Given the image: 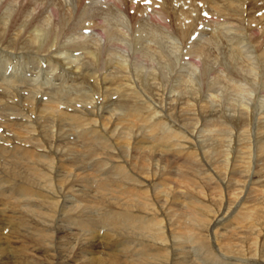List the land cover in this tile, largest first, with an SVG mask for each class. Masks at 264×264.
<instances>
[{"label":"bare ground","instance_id":"bare-ground-1","mask_svg":"<svg viewBox=\"0 0 264 264\" xmlns=\"http://www.w3.org/2000/svg\"><path fill=\"white\" fill-rule=\"evenodd\" d=\"M202 20L212 22L203 25ZM14 59L25 65L22 74L43 66L48 71L51 65L59 72L43 88L29 86L11 71L0 78V230L22 225L45 243V221L30 227L28 219L44 217L53 226L54 211L76 213L80 208L76 218L64 220L70 225L58 227L56 251L64 255V264H98L100 252L116 258L121 254L127 264H149L159 250L147 256L148 249L155 246L163 247V264H185L204 241L201 232L213 243V252L234 259L215 256L213 262H249L241 259L247 255L242 250L227 249L264 241V208L260 213L250 201L256 196L264 207V157L251 163L253 144L244 140L260 135L263 121L264 0H0V61ZM58 103L62 105L56 108ZM128 105L129 112L118 109ZM133 108L140 113L133 115L139 123L152 120L146 127L158 135L157 143L154 136L146 143L134 128L135 119L123 117ZM118 110L124 113L115 114ZM124 120L129 123L117 127ZM199 121L215 126L208 134L213 139L227 141L215 150L225 156L216 172L207 167L206 157H198L203 143L191 133L201 129L191 127ZM237 132L245 134L235 138ZM239 142L247 144L229 159L228 148ZM79 169L88 170L83 178ZM248 181L255 192L250 187L242 195L240 185ZM159 185L167 193L160 195ZM224 187L228 192L221 193ZM216 191L223 197L219 203ZM226 194L229 204L223 200ZM116 195L123 201L111 199ZM95 206L100 213L93 217L87 209ZM203 210L209 214L189 225L199 229L196 234L174 242L163 236L169 223ZM227 219L229 225L254 227L237 237L215 228ZM80 230L89 231L90 243L72 250ZM217 233H228L230 243L218 240ZM7 249L0 242V264H20L17 252L11 255ZM31 250L35 257L25 264H42L43 248Z\"/></svg>","mask_w":264,"mask_h":264},{"label":"rangeland","instance_id":"rangeland-1","mask_svg":"<svg viewBox=\"0 0 264 264\" xmlns=\"http://www.w3.org/2000/svg\"><path fill=\"white\" fill-rule=\"evenodd\" d=\"M131 13H132V11H134V8L133 9H130L129 10ZM194 21H196V20H194ZM204 21V22H203ZM207 21V22H206ZM173 22H174V20H173ZM212 22V20H202V23H203V25H206V23L208 24V23H211ZM175 23V22H174ZM214 23V22H213ZM212 23V24H213ZM211 24V25H212ZM211 25L209 26L210 27V29L212 28L211 27ZM176 26H178V24L176 25ZM213 26V25H212ZM177 32L179 33V27H177ZM256 34H258V33H256ZM257 36V35H256ZM255 35H254V37H256ZM230 49V48H229ZM62 57H63V55H61ZM5 56H3V58H4ZM184 57V56H183ZM67 60V59H66ZM64 61L63 63H65V65H64V67L66 66V68L67 69H70V67H71V65L70 64H67V61ZM21 61H23V60H21ZM24 62V61H23ZM0 63H1V65H0V78H2V77H6V76H9L8 74H11V73H9L10 71L11 72H13V74H15L16 76H18V77H20V80L21 81H27L28 82V84H29V86L31 85V87H33V86H42V88L46 85L47 87H50V82L52 83V80L54 79L53 78V73L54 72H59L58 70H57V68H56V66H52L51 65V69L50 70H48V71H46V69H49L48 67H46L45 68V66H43L44 67V70H42V69H39V70H33V72H26L27 73V75H26V73H24V74H22L23 72V70L25 71V69H26V67H25V65L23 64V63H20L19 61H17V60H12V61H10V62H8V63H5V62H2V61H0ZM54 64V63H53ZM23 65V66H22ZM55 68V69H54ZM19 70H21V71H19ZM17 71H19V72H17ZM39 71V72H38ZM44 71V72H43ZM20 72H22V73H20ZM46 72H48V74L46 73ZM56 73V74H57ZM21 75V76H20ZM25 75V76H24ZM40 75V76H39ZM50 75V76H49ZM38 77L41 79H39L38 80V83H36V82H34L36 79H38ZM51 77V78H50ZM11 78V77H10ZM25 78V79H24ZM28 79V80H27ZM30 79H32V81H29ZM48 79V80H47ZM55 80V79H54ZM91 81H93L94 80V78L92 77V79H90ZM56 81V80H55ZM34 82V83H33ZM23 84V83H22ZM48 84H49V86H48ZM82 84V83H81ZM80 84V85H81ZM114 85H112V87H113ZM41 87L39 88V89H42ZM36 91V90H35ZM35 91H32V92H35ZM54 92H56V90H52V92L51 93H54ZM40 93V92H39ZM119 94H121V92H116V93H113V95H119ZM28 95H29V97H30V95H33L32 93H28ZM37 95H38V92H37ZM52 94H50L49 96L52 98L53 97V95L51 96ZM54 97H55V94H54ZM53 97V98H54ZM120 98H122V96L120 95L119 96ZM60 100V102L62 103H64V101H65V99L63 98L62 100H61V98L59 99ZM62 103V104H63ZM62 104H57L56 105V108H57V106L59 105V107H60V105H62ZM124 109V108H126V111H128L127 110V108H130V106L128 105V106H120L118 109ZM129 112V111H128ZM240 112V111H239ZM238 112V113H239ZM117 113H124L123 111H120V110H118V111H116L115 112V114H117ZM140 113H139V111L138 110H136L135 108H133L131 111H130V113H126L123 117H125L126 118V116L127 115H131L132 117H133V119H135V126H134V128H136V127H138L139 129H140V131H141V134L142 135H144L146 138L144 139V141L146 142V143H149V142H147V140L150 138V136H154V142H156L155 141V136H158V135H155V134H153V133H151L150 132V130H149V128H147L146 126L147 125H149L151 122H152V120H148L147 121V123H146V125H144V124H142V123H139L138 121H136V118L133 116V115H139ZM101 117H103V116H101ZM144 119H146L145 117H144ZM260 119L261 120H263V121H259L260 123V129L259 130H261L260 132V135H250L249 133H247V135L249 134L251 137L248 139V138H246L245 137V141H248L249 143H250V141L252 142V150H251V152H250V156H251V158H253V160L251 161V163H255V161H259L260 160V158L261 157H264V149H261V144H263L264 145V113L262 114V116L260 115ZM129 123V121L128 120H124L122 123H120L117 127H125L127 124ZM110 125H113V124H111L110 123ZM132 124L130 123V125H129V127L131 126ZM109 126V125H108ZM196 126H200V129H201V131L200 132H193V133H191V134H193V135H195V137H196V139L200 142V144L201 143H203L202 145H200V150H199V154H198V157H200L201 156V154H202V157H206V158H204V161H206L205 162V164H207V167H210V168H214V170H215V172L219 169V168H221V166H219L220 165V163H221V161L223 160V158L225 157L224 156V153H222L223 151H220V152H216L215 150H217V149H223L222 147V145H224L227 141H222V140H219L220 138H215V139H213L214 137L212 136V135H208L209 133H210V131L212 130V129H214L215 128V126H213V125H205L204 124V122H201V121H199L196 125H192V129L194 128V127H196ZM242 128L243 127H240L239 129H238V131H241L242 130ZM203 129H206V131H203ZM217 131L219 132V134L220 135H222L223 134V132L217 127ZM238 134H236V135H233L235 138H237V137H243L241 134L243 133V132H237ZM253 133V132H252ZM243 134H245V133H243ZM239 135V136H238ZM212 136V137H211ZM161 137V136H160ZM191 139H192V142L194 143V140H193V138H192V136H191ZM217 140V141H216ZM206 142H210L208 145L206 144ZM157 143V142H156ZM258 143V144H257ZM244 144H247L246 142L245 143H240L239 142V144H238V147H236L234 144L232 145V146H230L228 149L230 150V152H231V155H230V158L229 159H233V157L235 156V154H236V150H238L239 151V153L237 154V155H239V154H241V150H240V147L242 148L243 146H244ZM257 144V145H256ZM232 147V148H231ZM231 148V149H230ZM243 151V150H242ZM232 154H234V156L232 155ZM258 155L260 156V157H258ZM1 159H3L2 157H0ZM76 170V169H75ZM74 170V171H75ZM87 171L88 170H86V169H79L78 170V175H79V177L80 178H83V176L85 175V173H87ZM254 171H256V169L254 170V167H253V169H252V175L251 176H253V174H254ZM73 172V171H72ZM233 174H234V172H233ZM234 177H235V174H234ZM234 177H232L231 179H233ZM253 178H254V176H253ZM101 180H103V179H101ZM173 184V183H172ZM179 184V183H178ZM251 187V189H250V193H253V192H255L252 188H253V186L249 183V181L248 182H245V183H242L241 185H240V188H241V190H242V195H244V190L246 189V190H248L249 188ZM158 188H159V192H160V195H162V194H164V193H167V192H165V187L163 186V185H159L158 186ZM164 190V191H163ZM224 191H226V192H228V190H226V187H224L223 188V190L221 191V193L222 192H224ZM220 191H216L215 193H218V194H216V196H217V199H218V203L220 202V195H221V193H219ZM258 192H260V191H258ZM262 193L264 194V187H263V190H262ZM58 194H60V193H58ZM209 196H212V195H210V194H208ZM117 196V195H116ZM226 197L223 199L224 201H225V203L227 204H229V197H230V195H225ZM62 197H64V195L62 196ZM60 198L61 199V202H64V199L65 198ZM254 198H250V201H251V203L253 204V206L255 207V209L258 211V212H262V210H263V206H262V203L261 202H259L258 200H257V197L256 196H253ZM115 198L117 199V200H121V201H123V197H120V199H119V197L117 196V197H113V198H111V199H114L115 200ZM223 197H221V199H222ZM242 198H243V196H242ZM241 198V199H242ZM79 200H80V197L78 198ZM30 200V199H29ZM116 201V200H115ZM136 201V200H135ZM80 202L81 203H84V202H82L81 200H80ZM35 204V203H34ZM92 204V206H94L93 205V203H91ZM213 206H215V205H213ZM107 207V206H106ZM94 208H95V210H94ZM218 208V207H217ZM81 209L80 208H78L77 209V211L79 212ZM88 211H87V213H92V216L93 217H96L97 216V214H99L100 213V211L99 210H97V207L95 206V207H93L92 209H87ZM175 210V208H172V212H179V211H174ZM7 211V210H6ZM207 210H203L200 214H197V215H199V216H193L192 218H190V219H182L181 217H179V222H176L174 225H170V223H169V225L168 226H166L165 228H164V230L166 229L167 231L166 232H162L163 233V236H167L168 238H170V240H173V242L175 241V238H176V240H178V239H180V238H186V236L190 233V232H195V234L199 231V229H197V227H195L194 229H192L191 230V228L189 227V225L190 224H195L196 223V220H198V219H200V216H207L209 213H207L206 212ZM17 212V211H16ZM15 212V213H16ZM55 213L53 214V218H54V224H53V226H49V224H48V221L47 220H49V219H45L44 217H41L42 219H38V216L37 217H35V216H33V218H32V220L34 221V222H30V220L28 219V223H29V226L31 227V226H33V227H38V226H40L39 225V222H43V221H45V227L47 228V231L45 232L47 235L46 236H44L43 238L44 239H42V235H37V237H38V239H42L45 243H43V242H41V241H39V240H35L36 238H34V237H31V233H29L30 231H31V229L29 228V230H27V231H25V229L23 228V226L22 225H16V227L14 228V230H11L10 228H3L2 230H0V232H1V235H2V240L0 241L1 242V244H3V243H5V245H6V248H7V246H8V249H7V252L8 253H10L11 255H14L16 252V254H17V257H18V259H20V260H18L19 261V263L20 264H25L26 263V260L29 258V256H30V258L29 259H31V258H33V257H35V251L33 252L31 249H34V250H37V249H35L34 248V246L33 245H35V247L37 248V246L39 245V247L41 246L42 248H43V258L42 257H40L39 258V263L40 262H42V264H64V261H63V258H64V255L63 256H60V254L58 253L59 251H58V249L60 248V245H59V235H60V229H61V227H64L63 225H70V221L68 220V221H64L67 217H68V215H69V217H71V218H76V214L78 213V212H76V213H71V212H69V211H54ZM61 212V213H60ZM66 212V213H65ZM181 213V212H180ZM234 213V212H233ZM6 214V216H9V212H7V213H5ZM61 214V215H60ZM63 214V215H62ZM57 215H59V216H57ZM180 215V214H179ZM57 216V217H56ZM183 216L184 217H186V218H188L187 216H186V211H183ZM30 217V216H29ZM68 217V218H69ZM38 220H37V219ZM63 218V219H62ZM262 218H263V216H262ZM61 219V220H60ZM264 219V218H263ZM58 220H60V221H58ZM235 220V219H234ZM233 220V221H234ZM18 221V220H17ZM47 222V223H46ZM68 222H70V223H68ZM73 222V221H72ZM224 222H225V224H222V223H220L219 225H218V227L216 226L215 228H218V229H220L221 231H227V232H230V233H232V234H234V236L235 237H237V236H239V235H241V234H243V232L244 231H249V229L251 228V227H254V224L253 223H251V224H247V225H242V226H237V225H232V224H230L229 225V220L227 219V220H224ZM232 222V221H231ZM3 223V222H2ZM58 223V224H57ZM81 224V223H80ZM56 225V226H55ZM228 225V226H227ZM61 226V227H60ZM224 226H227V227H224ZM20 227V228H19ZM55 227V228H54ZM58 227L60 228V229H58ZM23 228V229H22ZM50 228V229H49ZM66 228V227H65ZM120 228V227H119ZM114 229H115V227H114ZM129 229H132V227L131 228H127V227H125V232H127ZM11 230V231H10ZM65 229H63V232H65L64 231ZM100 230H101V232L103 233V231L105 232V231H107V227L105 226V227H102V228H100ZM174 230V234H172V231ZM8 231V232H7ZM9 231H10V233H9ZM22 231V232H21ZM50 231V232H49ZM55 232V233H54ZM85 230H80L79 231V234H78V236L75 238V242H74V244L72 245V246H74V248L71 246V248L70 249H74L75 250V248L77 249V250H80V248L78 247V246H81V244L82 243H84L85 241L86 242H88V243H90V238H87V237H90L91 235H88V233H89V231L88 232H86V234H85ZM122 232H124V230H122ZM129 232V231H128ZM12 233V234H11ZM113 233H115V234H118V232H112V234ZM129 233H132L131 231L129 232ZM58 234V235H57ZM84 234V235H83ZM119 234H121L120 232H119ZM118 234V235H119ZM132 234H135V233H132ZM144 234H146V233H144ZM194 234V235H195ZM0 235V236H1ZM8 235V236H7ZM11 235V236H10ZM14 235V236H13ZM16 235V236H15ZM21 235V236H20ZM26 235V236H25ZM199 235H201L203 238H204V241H202L200 244H196V246H197V250L196 251H192L193 252V254H192V257H194V259L193 260H190V262L189 263H185V264H221V263H219V262H213V260H216V258L217 259H219V261H230V260H234V259H230V260H224V259H227V258H231L230 256H229V254H227V255H224L223 254V252H213V251H215V248H214V246H213V243L209 240V238L207 237L206 238V236L204 235V232H201V233H199ZM217 237H218V240H219V238L220 239H223V238H226L227 239V241H228V244L230 243V240H231V237L228 235V233L225 235H223V234H220V233H217ZM30 236V237H29ZM53 236H54V239H53ZM58 236V237H57ZM81 238H80V237ZM139 236H141V234H139ZM147 237H150L151 235H146ZM9 237V238H8ZM11 237V238H10ZM24 239H23V238ZM48 237V238H47ZM52 237V238H51ZM83 237V238H82ZM143 237H145V236H143ZM22 240V243L19 241L20 239ZM49 238H50V240H49ZM56 238V239H55ZM81 239V240H80ZM191 239L194 241V239H193V237H191ZM263 239H264V236H263ZM11 240V241H10ZM18 240V241H17ZM53 240V241H52ZM83 240V241H82ZM154 240V239H153ZM184 240V239H183ZM7 241V242H6ZM28 242V243H31V245L32 246H30L29 247V245L30 244H28V243H26V244H24V242ZM31 241V242H30ZM59 241V242H58ZM79 241V242H78ZM180 241H182L181 239H180ZM33 242V243H32ZM34 242H35V244H34ZM78 242V243H77ZM18 243V244H17ZM48 243V244H47ZM76 243V244H75ZM190 243V242H189ZM20 244H22V248H20ZM9 245H11V246H15L14 248H12V247H9ZM19 245V246H18ZM26 245H27V247H26ZM50 245V246H49ZM52 245V246H51ZM155 246V245H154ZM25 247V248H24ZM29 247V248H28ZM31 247H33V248H31ZM41 247H40V249L39 250H37V251H40L41 250ZM174 247V246H173ZM222 248L221 249H224V247H223V245L221 246ZM27 248V249H26ZM31 248V249H30ZM163 247H158V246H155V247H151V248H149L148 249V255L147 256H149L151 253H154V251L157 249V250H159L158 251V255L156 254V256H154L153 257V260H149V261H147L149 264H163V263H165L164 261H162L161 260V258H162V253H164L163 252V249H162ZM175 248V247H174ZM14 249V250H13ZM15 249H16V251H15ZM29 249V250H28ZM56 249H57V251H56ZM238 250H242L244 253H246L247 255L245 256V257H241V259L243 258V259H248L249 260V262L248 263H244V264H254L253 263V261H255V260H263L264 261V241H263V243L262 244H260V245H258L257 247H252V246H246V247H243V248H240V249H237V247H233V248H230V249H227V251H230V252H235V251H238ZM14 251V252H13ZM28 251V252H27ZM36 251V252H37ZM194 252H197L196 254L194 253ZM26 253V254H25ZM30 253V254H29ZM33 253V254H32ZM170 253V255H172V253H174V252H169ZM2 253H0V258L2 257V255H1ZM15 254V255H16ZM19 254H20V256H19ZM28 254V255H27ZM44 254L46 255V256H44ZM101 256H100V255ZM98 254V257H99V260H100V263H98V264H101V262L103 263V264H127V263H125L124 261H121V259L122 260H124V258H123V256H121V254L120 255H117V258L116 257H113V256H111V254L109 253V255L108 254H105L104 252H100ZM105 254V255H104ZM28 257H27V256ZM48 255H49V257H48ZM56 255V256H55ZM58 255V256H57ZM235 257H237L238 255H236V254H233ZM7 256H10V255H7ZM32 256V257H31ZM52 256V257H51ZM215 256H217L216 258H215ZM26 257V258H25ZM62 257V258H61ZM102 257V258H101ZM195 257H196V259H195ZM106 258V259H105ZM108 258H109V260H108ZM110 258H111V260L112 261H110ZM118 258H120V259H118ZM233 258V257H232ZM60 259V260H59ZM238 259H240V258H238ZM25 260V261H24ZM47 260V261H46ZM50 260V261H49ZM59 260V261H58ZM136 260V259H135ZM135 260H133V261H135ZM21 261V262H20ZM105 261H106V263H105ZM174 261V260H173ZM231 261V262H232ZM45 262V263H44ZM47 262V263H46ZM63 262V263H62ZM83 262V261H82ZM110 262V263H109ZM130 264H133L131 261L129 262ZM134 263H136V262H134ZM145 263H146V261H145ZM171 264H179V263H176V261L173 263V262H171ZM180 264H184V263H181L180 262ZM255 264H261V263H255Z\"/></svg>","mask_w":264,"mask_h":264}]
</instances>
